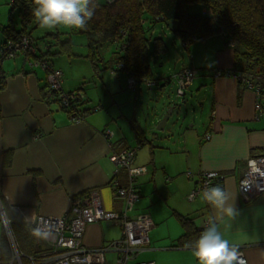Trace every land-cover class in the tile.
Here are the masks:
<instances>
[{"label":"crops","instance_id":"obj_1","mask_svg":"<svg viewBox=\"0 0 264 264\" xmlns=\"http://www.w3.org/2000/svg\"><path fill=\"white\" fill-rule=\"evenodd\" d=\"M198 9L194 13L208 12L204 7ZM8 24L20 29V13L11 9V0H0V46L5 41L2 28ZM36 29H41L38 24L29 32L30 37L37 53H47L52 65L61 69L62 89H80L86 106L99 108L78 122L72 121L56 99L44 95L47 72L33 66L32 57L23 52L0 57V76L5 82L0 90V207L9 222L32 225L41 215L70 217L74 197L88 204L95 196L106 210L122 211L124 200L114 194L113 181L127 185V171L120 168L114 173L110 150L139 145L132 166L145 170L134 181L140 197L129 216L148 213L154 225L148 247L125 264L147 260L154 264H197L186 244L199 237L201 218L213 215L224 238L243 249L248 264H264V195L243 201L237 187L247 158L264 154V98L262 111L255 118L254 90L231 77L213 75L214 69L238 68L233 48L223 34L193 40L185 48L164 23L153 26L148 51L158 35L167 52L150 58L153 80L136 78L137 82L163 91L170 79L163 71L155 78L154 66L158 64L163 70L177 44L187 51V61L181 59L180 47L176 48L173 68L167 66L173 70V79L183 67L197 71L183 95L195 94L196 104H190L185 113H171L161 132L157 126L163 112L149 116L142 108L138 89L126 86L128 72L116 68L114 51L122 53L118 43L107 44L111 49L103 46L105 51L99 49L100 59L94 68L85 57L86 37L79 29L61 26L35 34ZM49 32L58 33L59 39H70L67 51L60 52L59 41L45 36ZM73 33L79 34L78 41ZM105 131L112 135L104 136ZM206 133H210L207 140ZM137 135L143 137V144H138ZM209 170L225 174L222 187L234 194V217L221 218L200 196L187 200L200 173ZM180 217L192 224L185 227ZM120 236L118 225L94 221L86 225L82 244L96 248ZM47 248L45 240L36 239L34 254L43 258ZM105 257L114 264L115 253L107 252Z\"/></svg>","mask_w":264,"mask_h":264},{"label":"trees","instance_id":"obj_2","mask_svg":"<svg viewBox=\"0 0 264 264\" xmlns=\"http://www.w3.org/2000/svg\"><path fill=\"white\" fill-rule=\"evenodd\" d=\"M95 3L97 7L93 18L85 29H79L86 37L88 52L85 57L94 68L98 66L100 59L99 49L107 44L118 43L122 53L114 51L115 64L122 63V69L136 78L153 80L150 58L166 53L167 47L157 35L152 39V51L149 52L147 49L149 35L155 24L164 23L182 42L190 43L193 41L191 37L202 40L223 34L227 45L229 41L233 42L231 48L235 65L238 66L235 69L251 75L264 85V0H114L104 4L95 0ZM193 4L207 8L208 12H189L188 5ZM34 7L33 0H11V9H18L20 13L21 27L17 30L13 24L4 26L2 30L5 41H18L22 35L32 41L29 32L37 24L31 12ZM45 36H53L59 41L60 52L67 51L65 46L67 49L70 47L68 37L59 39L58 33L50 32ZM32 43L35 45L33 41ZM46 55L47 53L41 52L29 57L39 58ZM4 85V79L0 76V90ZM44 95L47 96V89ZM86 103L83 96L72 102L70 108L60 107L68 115L73 111L90 112L92 107H87ZM137 139L138 144H143L142 136L137 135ZM180 221L185 227L192 224V221L185 217H180ZM28 225L19 221L9 222L11 236L23 254L22 264H28V256L35 255L36 250V238L31 235ZM12 257L10 240L2 226L0 264H10Z\"/></svg>","mask_w":264,"mask_h":264},{"label":"built area","instance_id":"obj_3","mask_svg":"<svg viewBox=\"0 0 264 264\" xmlns=\"http://www.w3.org/2000/svg\"><path fill=\"white\" fill-rule=\"evenodd\" d=\"M114 0H105L106 3H111ZM191 37V40H195ZM189 41L182 42L183 47L188 46ZM124 46V45H123ZM228 46L232 47L233 42L229 41ZM23 52L27 55H36L37 47L30 41L27 36L22 35L18 41L7 40L0 46V57H10L15 53ZM33 66H39L46 70V89L47 96L58 101L59 105L64 108H70V104L76 99L83 98V92L80 90H63L62 89V71L52 65L46 57H33L30 62ZM117 69H122L123 64L117 63ZM197 71L186 66L176 74V95L183 96L188 85L196 75ZM213 75L216 77H231L237 82L242 83L247 88L253 89L255 93V118L262 111L261 99L264 98V85L259 83L251 75L244 74L233 68L229 69H214ZM137 84V79L134 75L128 72L126 78L127 88L133 90ZM152 85L153 82H149ZM99 107L93 106L90 110H97ZM88 111L77 112L73 111L69 118L72 121L78 122L84 118ZM112 132L105 131L104 136L110 137ZM210 133L204 135L207 140ZM111 147V144H109ZM138 146L128 147L119 151L110 150L109 160L114 164V173L116 174L120 168L127 171L128 184L118 185L113 181L114 194L123 198L124 208L122 211L106 210L100 200L92 196L90 202L85 204L79 197H74L71 203L70 217L66 216H38L33 222V226L37 223L46 224L51 236L45 240L48 248L43 253L44 257L38 258L36 255L28 256V264H109L105 255L107 252L115 253L114 264H125L128 260H134L137 255L149 245V231L153 227V221L148 213H141L136 218L129 216V211L134 203L140 197L136 187V177L143 173L145 167L132 166L135 152ZM190 176L189 173H187ZM225 174L209 170L203 171L199 175V180L194 188L188 193L187 200L193 201L205 187L220 184L223 186ZM238 192L243 201H249L251 198L264 195V154L251 155L247 158L245 168L237 183ZM206 206H209L205 202ZM0 219L7 231L10 240V245L13 253L10 264H22L21 259L23 254L19 251L17 244L11 236L9 230V220L0 210ZM209 217L201 218L198 228L199 235L207 226ZM107 220L118 225L121 229V236L106 243L105 245L96 248H86L82 244V237L85 227L88 223ZM240 253L237 264H248L241 247H237ZM132 264H154L153 260L134 261Z\"/></svg>","mask_w":264,"mask_h":264},{"label":"clouds","instance_id":"obj_4","mask_svg":"<svg viewBox=\"0 0 264 264\" xmlns=\"http://www.w3.org/2000/svg\"><path fill=\"white\" fill-rule=\"evenodd\" d=\"M32 16L41 29L52 31L58 27L85 29L97 7L95 0H33ZM234 194L220 184L205 187L200 198L218 213L221 218L234 217L232 204ZM26 220L28 217L25 218ZM31 235L37 240H47L51 231L46 224L28 225ZM197 264H237L239 251L236 245L224 238L218 228L217 216L213 215L199 237L186 244Z\"/></svg>","mask_w":264,"mask_h":264},{"label":"rangeland","instance_id":"obj_5","mask_svg":"<svg viewBox=\"0 0 264 264\" xmlns=\"http://www.w3.org/2000/svg\"><path fill=\"white\" fill-rule=\"evenodd\" d=\"M97 2L104 4L105 0H97ZM198 5H188V11L189 12H197L198 9ZM38 29H36L37 31ZM34 32L35 34H44L43 32L46 31L44 29H40L37 32ZM48 31V30H47ZM54 31V30H52ZM68 32V31H67ZM72 36H74L73 38L78 41V36L79 34H72ZM79 42H77V45H75V49H79L80 46H78ZM106 45V48L111 49L112 47ZM105 47L102 48V51H105ZM111 47V48H110ZM180 47V51H181V59H183L185 62L187 61V51L182 48L180 46V44H177V47H173V50L171 51V56L170 59H166L165 64H164V69L161 70L160 66L158 64H155L154 66V70H155V78H159L161 75V72H164V75L166 77H168L170 79V83L169 85H167L165 87V89L163 91L156 89V88H150L147 89L146 86H144L143 83L137 82L136 84V89H138L137 95L139 97H141L142 101L141 104L142 108L145 112L148 113L149 116H152L154 114H156L157 116H160L161 112H163L162 115L165 114V112L171 107V106H175L174 107V111L172 112V115L177 114L179 111L180 113H185V111L189 110L190 104L195 105L196 101L194 100L195 98V94L189 95V93H186L185 96H177L176 95V83H175V78L173 79V63L174 61L172 60V58L175 55V50L176 48L179 49ZM105 48V49H104ZM169 57V56H168ZM87 65V64H86ZM167 66L170 67V69L167 68ZM178 66V64H177ZM172 67V68H171ZM170 70V71H169ZM123 87V86H122ZM140 90V91H139ZM134 95V93H133ZM155 117V116H154ZM150 118V117H149ZM164 132V130H161V132ZM0 232H1V224H0Z\"/></svg>","mask_w":264,"mask_h":264},{"label":"water","instance_id":"obj_6","mask_svg":"<svg viewBox=\"0 0 264 264\" xmlns=\"http://www.w3.org/2000/svg\"><path fill=\"white\" fill-rule=\"evenodd\" d=\"M172 109H173V106H171V107L166 111V113L163 115V117L161 118V120H160V122H159V124H158V126H157V129H158V130H162V129H163V126H164L165 122L167 121L169 115L172 113ZM0 210H2L1 207H0Z\"/></svg>","mask_w":264,"mask_h":264}]
</instances>
